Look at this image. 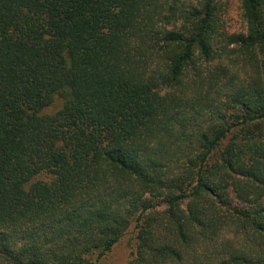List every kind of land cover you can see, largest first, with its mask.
Here are the masks:
<instances>
[{
    "label": "trees",
    "instance_id": "1",
    "mask_svg": "<svg viewBox=\"0 0 264 264\" xmlns=\"http://www.w3.org/2000/svg\"><path fill=\"white\" fill-rule=\"evenodd\" d=\"M0 0V264H264V0ZM59 98L61 105L45 109Z\"/></svg>",
    "mask_w": 264,
    "mask_h": 264
},
{
    "label": "rangeland",
    "instance_id": "2",
    "mask_svg": "<svg viewBox=\"0 0 264 264\" xmlns=\"http://www.w3.org/2000/svg\"><path fill=\"white\" fill-rule=\"evenodd\" d=\"M239 0H228L227 26L230 31L243 28L242 18L240 16ZM61 105V100L56 98L45 111L52 112ZM134 228L131 225L129 229L120 237L113 248L102 257L101 261L105 264H127L132 257L134 249Z\"/></svg>",
    "mask_w": 264,
    "mask_h": 264
}]
</instances>
